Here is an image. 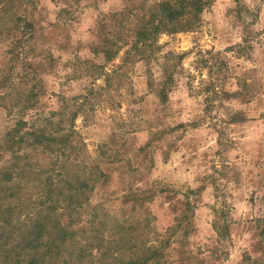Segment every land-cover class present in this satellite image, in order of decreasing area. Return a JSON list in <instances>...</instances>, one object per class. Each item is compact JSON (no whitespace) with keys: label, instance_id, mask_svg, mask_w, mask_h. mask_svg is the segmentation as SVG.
<instances>
[{"label":"clouds","instance_id":"obj_1","mask_svg":"<svg viewBox=\"0 0 264 264\" xmlns=\"http://www.w3.org/2000/svg\"><path fill=\"white\" fill-rule=\"evenodd\" d=\"M39 3L43 7L53 0ZM190 7L189 0H56L60 18L49 14L51 38L63 41L64 47L69 34L79 37L84 18L91 21L83 29L87 41L78 40L70 48V79L78 87L59 89L62 100L57 107L67 108L88 141L87 151L67 153L68 166L74 171L91 166L103 179L101 199L92 209L99 211L108 227L103 246L90 249L92 264H188L193 258L195 264H264V0H200L199 12L189 14ZM181 15H189L191 27L156 33L155 46L160 51L151 64L156 83L147 91L159 95L160 102L134 112L126 98L125 65L131 60L147 66L136 52L144 27H159L162 19L172 27ZM186 35L194 41L190 50L180 46ZM241 37L248 38L253 51H248ZM6 43L7 39L0 41V68L10 59L2 55ZM228 47H233L231 54L224 51ZM124 53L129 56L121 63ZM166 53H171L168 65H176L177 73L183 71L186 85L183 98L174 102L168 100L169 88L161 85L159 64H165L161 58ZM114 54L117 59L112 60ZM27 57L25 50L20 55L25 67ZM223 60L231 61L228 71L221 68ZM16 71L19 65L12 78L0 84V165L15 159L37 164L28 144L45 132V128L34 127L38 115L48 116L52 111L33 109L26 82ZM93 89L97 95H110L113 104L122 101L128 111L122 107L112 112L110 121L105 105L99 109L103 116H94L82 107ZM161 91L166 96L164 103ZM233 99L239 107L233 106ZM48 119L47 130L60 134L59 116ZM93 120L105 130L103 142L94 141L91 129L84 128ZM63 123H71L68 116ZM64 134L72 135L71 127ZM20 136L23 147L18 144ZM101 164L102 174L95 167ZM109 185L114 187L109 190ZM214 186L220 198L207 217L209 228L201 237V256L178 239L179 213L186 196L203 208L208 202L200 200V192ZM254 191L255 205L248 203ZM226 193H231L227 202L223 199ZM154 197L161 205L175 206L164 214L168 219L151 212L147 202Z\"/></svg>","mask_w":264,"mask_h":264},{"label":"rangeland","instance_id":"obj_2","mask_svg":"<svg viewBox=\"0 0 264 264\" xmlns=\"http://www.w3.org/2000/svg\"><path fill=\"white\" fill-rule=\"evenodd\" d=\"M239 2V0H237ZM56 0H53L52 5H44L41 7L39 0H0V41L6 40L7 43L4 46L3 53L6 58H10L9 62L0 68V84L8 82L12 78V72L19 65V71H16V76L22 78L26 83L27 95L31 98L29 102L34 110L39 112H44L48 108L52 111L48 113V116L58 115L61 120V132L60 134H53L47 130L50 121L48 116L38 115L37 121L34 127L45 128L44 137L48 138L47 141H42V149H33L35 140L32 139L34 145L31 142L28 144V148L32 152L36 153V163L32 164L31 161L25 160L21 163L20 160L15 159L11 162H5L0 165V170L2 169H12L18 171V176L8 183H6V188L9 192L16 194L15 202H21L26 206V210H29L31 205L38 201L40 192L42 190V184L44 179L50 177L51 180V191L54 192L53 198L44 201L45 206H52L53 209L57 208L55 212H51V219L56 222L57 219L69 218L74 224L71 226V230L77 232L74 234L76 237L74 242V247L84 246L91 248L93 245L91 242L93 238L99 240V246H103L104 243V231L108 227L103 219H100V213L98 210H93L92 206L101 199L102 195V175L97 176L96 172L92 170V167L81 168L79 170H73L68 166V154L75 152L77 150L83 152L87 151V143L85 135L77 130L75 125V120L69 115L66 107H57L60 105L62 97L58 95V90L66 86H71L73 90L77 89V84L75 79H70L73 75L71 70V60L69 59L71 53L70 48L79 41H87L88 34L83 31L84 28L91 22L87 18L81 21V33L79 37L75 33L69 34L68 45L66 47L61 46L63 41L57 43L51 38V29L53 27L51 19H49V14L54 13L56 18H60V13L55 12ZM192 9V8H191ZM188 10V9H187ZM219 9H217L218 11ZM64 10L61 9V12ZM189 12L191 10H188ZM231 10H229L230 12ZM193 11H191L192 13ZM228 8L224 7V13L227 15ZM239 9L237 10V19H239ZM189 19V16H187ZM219 19H223L220 17ZM218 19V22H219ZM160 30H167L169 32H175L178 30V21L172 27L166 23L163 19L160 22ZM151 28V31H149ZM154 27L148 25L143 28L141 33L150 34L153 32ZM215 39V37H212ZM245 44L248 46V51H253V45L249 43L247 37H241ZM156 36L147 42L141 39V47L136 49V52L140 55L141 59H145L147 66L141 64L139 61L134 63L130 60L127 65H125V71L123 72L124 83L127 84L126 98L128 105L131 106L134 112L141 111L146 107L158 104L160 102V97L155 92H148V88H152L153 84L156 83L152 80L155 77V72L151 67L152 60L156 58V53L160 51V48L155 46ZM194 43L191 35H186L183 38L181 47L184 49H191ZM257 43H260L257 41ZM135 47V45H134ZM162 47V46H161ZM28 53L25 63L20 62V55L22 52ZM225 52L231 54L233 47H228L224 49ZM84 55L87 52L82 50ZM211 50H209V54ZM27 55V54H26ZM95 55V53H94ZM219 55V53H217ZM129 56V53H124L120 57L121 63L124 59ZM133 60L135 56L131 57ZM171 58V53H166L161 59L165 60V64H159L160 76L162 77L161 85L164 88H169L168 100L169 102H174L177 99L183 98V88L186 87L182 83L183 71L177 73L176 65H168V60ZM251 59V57H246ZM112 60L117 59L114 54L111 57ZM240 56H236V60H239ZM179 61H177L178 63ZM185 65L189 64L188 60H183ZM221 68L224 71H228L231 61L223 60L220 62ZM6 69V70H5ZM211 73V69H210ZM64 79L61 80V76ZM123 84L120 85L123 88ZM225 86H227V80L225 79ZM210 87V86H209ZM209 87L205 86V91L209 90ZM31 91V92H30ZM29 93V94H28ZM227 95V94H226ZM89 99L85 101L82 107L88 108L93 115H101L103 113L99 111L101 107L107 106L106 110L108 112V120H112V112L124 108L128 111V107L122 101H115L112 103V97L110 95H105L101 92L99 95L96 94V90L93 89L88 93ZM161 103H164L166 96H164L163 91L160 93ZM233 106L239 107V105L233 99ZM11 113L9 112V115ZM68 116L70 124H64V117ZM87 121V117H85ZM95 125V127H93ZM59 127V126H57ZM71 127L72 135H65ZM84 128L91 129V135L94 141L103 142L105 136V130L103 127L96 125V121L93 120L92 125L88 123L84 124ZM55 131V129H54ZM23 138V137H22ZM24 141V138H23ZM219 143V141H217ZM20 147H23V142H18ZM79 145V148H78ZM219 155V153H217ZM63 160V161H62ZM62 161V162H61ZM119 161H115L118 163ZM97 170L103 173L104 166H95ZM38 169V170H37ZM238 175L240 173H237ZM15 186V189H10V186ZM114 187V185H109V190ZM235 190V186L233 187ZM218 189L214 186L211 191L201 190L200 200L206 201L208 203L202 208L200 202L197 201L195 204L187 196L185 197L187 203L184 204L183 208L180 210L181 224L177 229L179 232L178 239L181 240L183 247L188 249H195L198 255H203L200 249L201 237L208 230L209 224L207 217L214 207V202L220 197L217 196ZM52 195V194H50ZM231 193H226L223 196L225 202ZM34 197V199H33ZM262 203H264V197H261ZM11 200V199H10ZM53 200V201H52ZM73 200L71 207H66L64 201ZM257 200V194L254 191L248 198V203L255 205ZM150 206L151 212L157 217H163V219H168L165 213H171L173 207L175 206L167 204L161 205L154 197L152 201L147 202ZM79 204V205H78ZM78 205V207H76ZM28 206V207H27ZM239 208V205H236ZM67 208V209H64ZM244 211V209H241ZM31 212V211H30ZM29 218V216H28ZM177 217L172 216L175 220ZM83 221H87L86 224L82 225ZM215 231V228L212 229ZM215 255V253H213ZM86 262L91 263L92 258L87 256L85 258ZM156 264H159L157 261ZM188 264H195V258L189 261ZM199 264H203L200 261Z\"/></svg>","mask_w":264,"mask_h":264},{"label":"trees","instance_id":"obj_3","mask_svg":"<svg viewBox=\"0 0 264 264\" xmlns=\"http://www.w3.org/2000/svg\"><path fill=\"white\" fill-rule=\"evenodd\" d=\"M189 2L191 7L188 10L198 13L200 0H189ZM188 10L187 12L191 14ZM187 16L189 15H181L177 20L178 30L191 27ZM159 30L160 26L154 27L150 34L141 33L140 39L144 42L152 40ZM31 98L32 96L29 102ZM22 137H18V142H23ZM34 140L35 145L33 141L31 142L34 145L33 149H38L37 147L42 149L41 142L47 141L48 138L41 134ZM17 176L18 171L15 167L0 170V264H92L85 260L87 256L91 257V248L74 247L76 239L74 234L77 233L71 230L74 222L69 218L57 219L54 222L50 214L53 210L55 212L57 208L53 209L52 206L56 205H43L44 201L51 200L55 195L51 191L50 177L45 178L41 185L42 190L39 195L41 201L29 204L31 206L29 210H26V206L21 202H15L16 194L9 192L6 188V183ZM15 188V186H10L12 190ZM63 203L66 207H71L73 200ZM91 244L100 245L97 238H93Z\"/></svg>","mask_w":264,"mask_h":264}]
</instances>
